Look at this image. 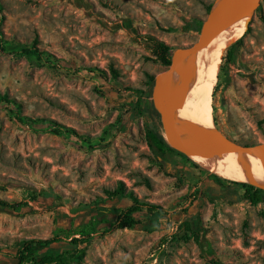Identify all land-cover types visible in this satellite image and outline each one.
I'll list each match as a JSON object with an SVG mask.
<instances>
[{
  "label": "rangeland",
  "instance_id": "rangeland-1",
  "mask_svg": "<svg viewBox=\"0 0 264 264\" xmlns=\"http://www.w3.org/2000/svg\"><path fill=\"white\" fill-rule=\"evenodd\" d=\"M215 2L0 0V93L16 105H0V201L15 207L0 208V264H15L27 239L59 237L53 249L72 253L66 233L97 218L114 224L129 196L162 216L136 214L135 229L105 235L99 227L72 264H264V201L251 205L236 186L218 190L177 157L162 163L130 111L134 91L151 90L166 68L147 39L174 52L190 46ZM250 15L235 64L225 73L221 59L216 69L209 111L240 146L264 143V0ZM119 186L123 196L107 195ZM184 222L205 231L210 251L173 238Z\"/></svg>",
  "mask_w": 264,
  "mask_h": 264
},
{
  "label": "trees",
  "instance_id": "trees-1",
  "mask_svg": "<svg viewBox=\"0 0 264 264\" xmlns=\"http://www.w3.org/2000/svg\"><path fill=\"white\" fill-rule=\"evenodd\" d=\"M211 8L212 6L207 8V14H209ZM203 25L204 24L202 22L198 26L195 25V31L197 33H201ZM147 42L150 46V54L154 58L155 62L164 67L170 66L172 57L175 53L173 51L174 49L170 48L163 42L158 41L154 37H149ZM241 45L242 38L230 45L223 52L224 56L222 55L221 57V71L224 70L226 73L227 69L231 65L235 64L236 53ZM22 53L27 57L35 56L37 60L40 59V54L37 50L26 49L23 50ZM150 80H152V78H150ZM134 93L135 100L130 104V111L134 114V116L144 119L145 141L148 148L157 159L167 165L171 163L170 157H177L182 160L185 165H188L191 169L197 172V174H206L211 180L212 184L219 188L218 190L226 191L230 186H236L241 192V195L238 192H235L234 194L238 198L248 201L251 205L256 206L264 201V191L261 189L249 184L221 178L205 170L198 163L189 159L184 153L177 151L165 143L159 134L157 113L154 110L150 100V88L145 91L136 90ZM0 105H7L11 106L12 108H16L15 101L8 99L7 95H2L1 93ZM17 120L21 123H28L30 121V119L27 118H18ZM66 133L68 135L75 134L74 131H67ZM55 134L60 135L62 133L60 131H55ZM208 190L210 193H212L211 188H208ZM123 191L124 190L122 186H119L115 191L107 192V195L111 198H116L123 196ZM129 199L132 201V205L127 210L120 213L114 224H111L106 218H97L86 225L80 226L77 229L66 233L65 239L68 241L67 245L74 250L72 253H58L53 249L56 244L62 242L61 238L59 237H53L50 239H27L22 240L17 244L14 257L16 261L15 264H72L74 259L79 261L85 254V249H78V247L89 243L95 235L99 234V227H103L101 233L105 235L114 226L117 230L135 229L139 225L138 220L135 218L136 214L144 213L154 218H159L162 216L161 210L158 207L139 202L132 196H129ZM6 207L15 208L13 205H9L4 201H0V208ZM179 228L181 231H183V235L179 238L173 237L174 239L177 238L181 241H189L190 239H193L197 245L201 246L204 244L208 251L211 250L210 243L205 238V231H200L199 227L193 226L189 222L182 223ZM150 230L152 229H149V231ZM209 262L210 264H221L214 259H211Z\"/></svg>",
  "mask_w": 264,
  "mask_h": 264
},
{
  "label": "water",
  "instance_id": "water-1",
  "mask_svg": "<svg viewBox=\"0 0 264 264\" xmlns=\"http://www.w3.org/2000/svg\"><path fill=\"white\" fill-rule=\"evenodd\" d=\"M260 1L229 0L217 25L204 35L201 31L195 43L177 49L172 57L170 66L153 77L150 100L157 113L159 134L165 143H167L166 136L171 135L178 138L196 140L207 150L219 156L243 157L248 161L251 171L258 182V186L255 187L264 191V143L253 146L235 144L213 122L201 120L190 114L185 106L183 97L176 91L169 89L166 84L171 76L190 69L197 64L213 43L222 40L227 35L235 24L237 17L243 12H248L249 14L254 12ZM166 94L179 101L181 107L189 114V118L183 119L171 109L166 101ZM174 149L184 153L181 149Z\"/></svg>",
  "mask_w": 264,
  "mask_h": 264
},
{
  "label": "bare ground",
  "instance_id": "bare-ground-1",
  "mask_svg": "<svg viewBox=\"0 0 264 264\" xmlns=\"http://www.w3.org/2000/svg\"><path fill=\"white\" fill-rule=\"evenodd\" d=\"M229 0H216L208 21L203 25L202 34L211 31L218 23ZM251 15L243 12L227 35L208 48L199 62L192 68L179 72L167 80V87L179 93L188 112L195 117L211 122L209 111L212 108L211 94L217 80L216 69L221 61L222 53L233 43L242 38L247 31ZM166 101L171 109L181 118H189V114L181 107L176 98L166 94ZM166 142L172 148L183 150L184 154L205 170L227 180L258 186L249 163L240 156H219L207 150L198 141L167 135Z\"/></svg>",
  "mask_w": 264,
  "mask_h": 264
}]
</instances>
